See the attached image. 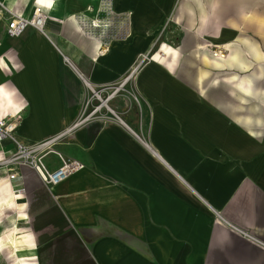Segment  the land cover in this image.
<instances>
[{"label":"crops","instance_id":"0c3cea01","mask_svg":"<svg viewBox=\"0 0 264 264\" xmlns=\"http://www.w3.org/2000/svg\"><path fill=\"white\" fill-rule=\"evenodd\" d=\"M0 2L48 18L10 37L0 10V119L18 112L27 146L163 53L58 147L80 171L46 187L21 169V196L0 172V264H264V0Z\"/></svg>","mask_w":264,"mask_h":264},{"label":"built area","instance_id":"2783aa9c","mask_svg":"<svg viewBox=\"0 0 264 264\" xmlns=\"http://www.w3.org/2000/svg\"><path fill=\"white\" fill-rule=\"evenodd\" d=\"M0 10L6 11L10 16V22L6 29V34L10 37L20 36V34L28 29V27L44 34L45 24L48 19L45 11L43 12L41 9L37 8L30 16L24 17L13 11H9L1 2ZM99 14H104V17H100ZM99 14L95 20L90 22V27L93 29L108 28V26L113 23L112 17L108 16L110 15L108 2L103 1L101 3ZM205 46L214 58L221 59L227 56V50L225 48L214 46L212 43H207ZM105 52H107V49L101 51V53ZM157 54L163 55V53H159V49L155 52L150 51L142 54L136 63L135 68L125 76L122 82L110 85L103 89H94L92 90V93L95 94L99 100H102L101 93L108 92V97L103 103L105 104L106 109H109L106 102H108L110 98L118 95L126 84L129 83L137 70L141 68L143 64L153 61ZM132 96L135 98V101L138 102V99L134 95ZM100 108L101 105L94 107L88 116L84 115L82 120L80 119L78 122L65 128L62 132L53 135L46 140L31 144L30 146L23 144L16 137L17 127L22 120V117L18 112L8 113L7 116L0 119V143L3 141H9L14 148L13 151L5 149L0 150V172L4 173L6 178L12 184V193L15 196H21L24 193V187L19 175L20 170L24 167L31 170L33 169L46 187L58 185L68 179L72 174L80 171V169L85 166L84 163L82 161L66 158L58 150V147L63 144L71 134H73L81 122L84 121L83 119H86L89 116H94L100 111ZM101 118L104 119L105 117L101 116ZM49 156L55 157L60 163L55 169H51L45 162V159Z\"/></svg>","mask_w":264,"mask_h":264},{"label":"rangeland","instance_id":"374dc122","mask_svg":"<svg viewBox=\"0 0 264 264\" xmlns=\"http://www.w3.org/2000/svg\"><path fill=\"white\" fill-rule=\"evenodd\" d=\"M108 92H103L101 93L102 96V100H105L108 96H107ZM87 97H88V101L85 105L86 109H85V116H88L90 114V111L94 109V107L99 106L101 104V101L95 96V94H93L92 92H88L87 93ZM106 107H104V109L102 108V111H105ZM22 169H25L22 168Z\"/></svg>","mask_w":264,"mask_h":264},{"label":"bare ground","instance_id":"6f19581e","mask_svg":"<svg viewBox=\"0 0 264 264\" xmlns=\"http://www.w3.org/2000/svg\"><path fill=\"white\" fill-rule=\"evenodd\" d=\"M13 246L15 247V248H17V246H16V244L13 242Z\"/></svg>","mask_w":264,"mask_h":264},{"label":"snow or ice","instance_id":"6c2138e0","mask_svg":"<svg viewBox=\"0 0 264 264\" xmlns=\"http://www.w3.org/2000/svg\"><path fill=\"white\" fill-rule=\"evenodd\" d=\"M38 2H42V0H38Z\"/></svg>","mask_w":264,"mask_h":264}]
</instances>
